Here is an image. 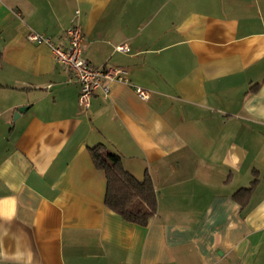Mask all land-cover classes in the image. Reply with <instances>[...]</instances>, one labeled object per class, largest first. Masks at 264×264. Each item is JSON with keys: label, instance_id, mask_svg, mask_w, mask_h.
Segmentation results:
<instances>
[{"label": "crops", "instance_id": "1", "mask_svg": "<svg viewBox=\"0 0 264 264\" xmlns=\"http://www.w3.org/2000/svg\"><path fill=\"white\" fill-rule=\"evenodd\" d=\"M75 22L127 78L88 109L28 39ZM0 53V264H264V0H0ZM98 143L150 175L147 226L105 205Z\"/></svg>", "mask_w": 264, "mask_h": 264}, {"label": "trees", "instance_id": "2", "mask_svg": "<svg viewBox=\"0 0 264 264\" xmlns=\"http://www.w3.org/2000/svg\"><path fill=\"white\" fill-rule=\"evenodd\" d=\"M257 86H252L248 92L255 91ZM89 154L96 168L103 170L106 177L105 205L126 221L147 226L158 212V196L150 175L145 174L142 179L136 177L125 167L122 157L102 143L89 147ZM256 180L234 196L250 195Z\"/></svg>", "mask_w": 264, "mask_h": 264}, {"label": "built area", "instance_id": "3", "mask_svg": "<svg viewBox=\"0 0 264 264\" xmlns=\"http://www.w3.org/2000/svg\"><path fill=\"white\" fill-rule=\"evenodd\" d=\"M79 10L77 11V13ZM65 43L54 40L51 36L37 31H31L28 39L37 44H46L54 60L61 66L69 68L73 79L79 85L78 102L84 108L91 106L94 94L101 90L104 97L110 92V81H127L125 71L121 68L90 65L84 56V31L79 22H75L65 29ZM128 49L126 45H118L117 50ZM136 93L143 100H149L151 91L141 86L135 87Z\"/></svg>", "mask_w": 264, "mask_h": 264}, {"label": "water", "instance_id": "4", "mask_svg": "<svg viewBox=\"0 0 264 264\" xmlns=\"http://www.w3.org/2000/svg\"><path fill=\"white\" fill-rule=\"evenodd\" d=\"M23 109H24L23 107H20V108L16 111L15 115H18Z\"/></svg>", "mask_w": 264, "mask_h": 264}]
</instances>
